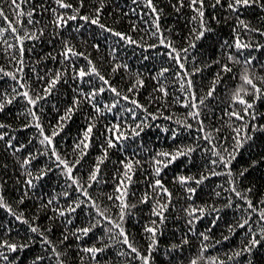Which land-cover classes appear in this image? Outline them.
<instances>
[{"label": "snow or ice", "instance_id": "snow-or-ice-1", "mask_svg": "<svg viewBox=\"0 0 264 264\" xmlns=\"http://www.w3.org/2000/svg\"><path fill=\"white\" fill-rule=\"evenodd\" d=\"M26 0H10L8 13L2 6L4 0H0V18L3 20V26H0V38L6 34L11 36L13 43L4 39L3 51L10 57L9 63L14 62V68L8 69L0 65V73L6 77L12 78L13 86L10 91L5 89L0 93V111H3L6 105L13 102L20 104L22 102L23 112L28 120L21 124L22 128L35 126L36 132L33 136L38 138L39 147L36 152H27L26 155L17 156L20 149L25 148L24 143L15 142L14 138L9 137V133L3 131L5 128H11L10 124L0 121V140L5 141V147L9 149L18 161V167L23 172V187L18 196L20 204L26 199L31 198L39 201L36 204V211L31 215H25L23 210L14 209L4 195L5 182L0 180V208L10 214L15 221L26 225L23 233L24 239H0V264H19V258L15 253L21 249H29L30 241L38 235L39 242L43 246V254L33 253V258L29 264H70L67 245L69 235L79 241L78 251L81 254L78 257L79 264H112L111 261H105L98 254L107 256L108 251L115 247L118 251L115 253L116 259L122 260L123 264H154L153 250L159 244L158 234L163 231L166 222V210L172 203L173 193L164 183L162 173L167 166L176 162L178 158H187V163L193 165L194 154L197 151L202 153V158L198 165L199 171L188 174L174 175L173 180L177 181L185 190L187 206L183 209L187 216L189 225L188 232L195 233L193 224L199 221L206 213H213L212 225L217 223L220 218L221 209L234 208L238 215L232 224L226 225L229 234L237 228H248L241 240L239 248L232 249L225 254V259L219 256H205L204 250L211 247L207 241L210 237L205 233H196L199 241V254L188 259L187 264H203L204 261L212 264H236V259L248 254L251 256L258 246H264V194L257 195L251 183L242 186L245 175L250 173L258 165H264V156L259 159H250L247 167H241L234 170V161L241 154L242 148L254 149L256 154L264 153V124L257 123L256 117L260 114L256 111L258 101L264 100V72L257 70L254 63L255 57L249 53L246 57L242 54L247 49H262L264 44L253 39L252 34L264 35V27H254L243 17L239 16V11L250 5H256L264 10V0H211L206 4V0H173L171 7L177 12L187 7L190 12L188 22L190 30L184 36L183 42L177 44L170 36L166 37L161 29L160 19L163 13V6L157 0H142V3L149 11L152 17L151 23L154 25L152 36L157 37V43L147 44L142 40L133 37L130 32L119 30L115 24L109 25L102 21V14L106 11L108 0H97L91 11H82L86 0H53L52 5L47 8L44 4L39 7L40 11L50 13L52 19L50 24L52 31L50 35L56 37L59 45L56 54L49 52L44 59L57 60L60 67L47 69L45 76H40L33 69V74L39 83L43 85L42 89L37 91L32 88L31 81L25 74V41L35 43L44 38L47 28L35 20L34 13L38 11L36 6L25 12L23 3ZM136 0H133L135 3ZM226 8L234 15L235 25L233 27L230 40H224L220 44L222 54L215 59L206 58L202 63H197L198 57L193 54L197 48L198 42L206 38V33L214 31L210 27V20L206 18V11L209 7ZM143 13L144 8L138 7L129 9V12ZM120 15H123L121 11ZM14 16L15 18H11ZM114 20L118 21L119 16ZM211 20L219 22L214 14ZM69 21L77 22L76 27L83 29L84 25L78 21H84L87 24L97 26L98 30L114 37V43L117 47H111L110 61L108 62V71L112 74L118 73L121 69L127 75V87L121 89L113 82L112 75L102 70L98 63L93 60L87 52L86 47L81 50L70 34L66 31V25ZM143 22V21H142ZM25 23L28 27H25ZM134 31H139L137 24L130 25ZM242 33H247L245 38ZM87 45L86 40L81 41ZM120 44L137 45L142 44L145 48H156L157 45H166L164 55L171 62L172 67H159L153 74L141 72L130 67L128 63L118 57V47ZM93 49L99 51L101 45L99 42L91 45ZM203 56V53H201ZM103 59V58H101ZM192 63L189 64L188 61ZM83 61V62H81ZM216 66V71L212 78L205 85L206 91L200 93L199 86L203 80H194L195 76L203 77L207 69ZM239 66L237 73L239 81H234V87L229 91L228 85L224 86V91L228 94L227 103L229 105L226 115L228 117L227 127L230 129L228 134L221 138L218 134L221 129L205 124L207 115V105L211 99H216L218 85L233 73L234 67ZM171 72L173 79L171 83L177 84L181 96L172 95L171 103L183 105L186 109V115L177 118L175 115H168V120H175L177 127L171 130V136L177 137L184 129H196V135L192 137L191 143H182L181 145L167 150L161 148L153 150L154 155L150 156V168L154 175L145 179L147 188L138 198L139 203H149L150 216L154 217L144 227L145 234L144 248L134 241L125 227V220L128 213L136 207L135 204H129L127 200L129 186L134 183L133 177L138 169H143L142 161L134 153L129 156L126 153L124 158L117 161L120 168L113 173V190L111 193L97 190L96 195L90 193V188L99 185L105 187L102 183L103 173L101 165L109 159L111 149H119L124 153L123 145L129 142L130 138H139L141 133L149 124V117L154 121L158 115H164L163 109L169 105L170 87L169 82L164 81L165 73ZM147 79L153 80L155 86L149 92L147 103L156 102L160 105L155 112H148L145 103H141L138 98L140 89L147 86ZM70 82L72 85V95L70 103L57 109L55 117L56 123L48 121V130H45V124L41 122L39 115V105L44 103L45 98L49 97L54 88L61 82ZM111 93L112 96L107 99L102 98V94ZM129 102L130 106L122 107L121 111L134 119L129 123L127 119L117 120L113 117L112 122L99 125V117L102 112L111 113L119 108L122 102ZM85 106L91 111H85ZM137 109H141L146 115L137 116ZM83 112L86 116L84 126L78 131L76 138L70 146L65 147L62 153L56 146L54 138L57 137L65 128L66 124L72 120L73 114ZM106 118V117H105ZM235 118V119H234ZM264 119V115H261ZM259 130V133L257 132ZM168 132L167 127L164 128ZM94 133H102L101 141H98L100 154L93 157V162L86 164L87 156ZM143 143V142H142ZM206 153V155H205ZM44 154L47 156L48 163L40 167L33 168V162L38 156ZM55 169L58 173L57 179L61 176L64 179V187L56 193L54 189L50 190L52 194L40 197L35 196L33 189L36 188V182L48 178V174ZM222 178L220 184H227L228 199L223 205L197 203L195 196L198 189L202 190V185L209 178ZM19 179V177H17ZM220 187V185H217ZM71 190V192L69 191ZM223 191V189H221ZM221 191H216L214 195L219 197ZM133 195H135L133 193ZM106 199L115 209V215L108 207L101 206V200ZM235 198H239V203H235ZM61 199L65 200L63 205L59 204ZM190 201V202H189ZM83 214L81 226H77L74 231L64 228L56 242L48 234L55 226L56 217H61V226L65 223L72 224L73 220L68 219L71 215L75 217L77 210ZM51 210L53 216L49 217V225L41 227L37 221L38 213ZM255 217V223L253 218ZM13 227L0 224V232L11 234ZM99 233V234H97ZM19 235V233H18ZM86 237L87 240L82 239ZM94 237V242H93ZM228 236H222V240L227 241ZM34 242V241H33ZM219 244V241H216ZM188 244L187 234L180 238L179 244H171L169 247L178 249L181 245ZM168 254L167 252L165 253ZM182 254V253H181ZM247 264H253L249 259Z\"/></svg>", "mask_w": 264, "mask_h": 264}, {"label": "trees", "instance_id": "trees-1", "mask_svg": "<svg viewBox=\"0 0 264 264\" xmlns=\"http://www.w3.org/2000/svg\"><path fill=\"white\" fill-rule=\"evenodd\" d=\"M70 2H75V0H70ZM97 0H86L85 7L82 11H91L95 6ZM157 2L163 6V13L161 15L160 24L161 29L166 37L170 36L177 44L183 42L184 36L187 35L190 30L188 17L190 12L185 7L179 12L176 11L171 4L173 0H157ZM188 0H185L187 4ZM10 0H4L2 5L5 8V13H8V5ZM211 0H206V4H210ZM44 4L47 8L48 5L53 4V0H26L23 3V8L25 12L31 9L32 6H36L38 11L34 13L35 20L45 25L47 30L44 33V38L35 43L25 41V74L31 81L32 88L39 91L42 89L43 85L39 83L36 76L33 74V69L39 73L40 76H45L47 69L60 67L57 60L54 59H44L47 53L52 52L56 54V49L59 45V41L56 37L50 35L52 31V26L50 20L51 15L47 11H40L39 7ZM143 7L144 12L139 13L136 11L129 12V9ZM121 11L123 15H120ZM150 10L143 5L142 0H108V6L106 11L102 14V21L109 25L115 24V26L121 30L130 32L134 38L142 40L143 43L155 44L157 43V37L152 36L151 32L154 31V25L151 23L152 17L148 14ZM215 15L219 18V22L211 20V16ZM239 16L243 17L254 27H264V10H261L256 5H250L242 8ZM119 16V20H114L115 17ZM11 18H15L12 16ZM206 18L210 20V27L214 29L211 33H206V38L198 42V46L193 50L199 59L197 63H202L206 58L211 57L215 59L217 56L222 54L220 44L224 40H230L232 37L233 27H239L235 25L234 15L223 7H217L212 9L209 7L206 11ZM143 21V22H142ZM80 24L84 25L83 29H78L76 27L77 22L69 21V25H66V31L70 34L69 38L73 39L77 46L83 50L85 47L87 52L92 56L93 60L98 63V66L104 70L107 74L112 75L113 82L116 83L122 90L127 87V75L124 70L121 69L118 73L112 74L108 71V62L110 61V51L111 47H117L114 43V37L103 32V30H98L97 26L87 24L84 21H78ZM3 20L0 18V26H3ZM132 23L137 24L139 31H134L131 29L130 25ZM25 27L28 25L25 23ZM242 35L247 38V33H242ZM253 39L264 44V35L252 34ZM4 39H7L9 43H13L11 36L6 34L3 38H0V65L5 66L8 69L14 68V62L9 63L10 57L3 51ZM82 40L87 41V45L82 44ZM99 42L101 48L96 51L91 47L93 43ZM166 45H157L156 48H145L142 44L137 45H127L120 44L118 47V57L124 60L130 65L131 68L140 70L141 72L148 73L151 71L153 74L159 67H172L171 62L164 55ZM203 53V56H201ZM249 53L255 57L254 63L257 65V70L264 72V48L262 49H247L242 55L246 57ZM103 58V59H101ZM83 62V61H81ZM189 64L192 63L191 60L188 61ZM233 73L229 74L226 79L223 80L222 84L218 85L216 91V99H211L207 105V115L205 116V124L212 127H218L221 132L218 134L221 138L225 134L230 132L227 127L228 117L226 112L228 111L229 105L227 103L228 94L224 91V86L228 85L229 91L234 87V81L238 82V71L239 66H233ZM216 71V66H212L205 72L203 77L195 76L194 80H203V84L199 86L200 93L202 94L205 89V85L208 84L212 75ZM173 79L171 72L165 73L163 80L169 82L170 95H169V105L164 108V115H158L153 121L149 117V124L145 127L144 132L141 133L140 137L130 138L129 142L123 145L124 153H121L119 149H111L109 152V159L105 160L102 165L103 180L102 183L106 184L105 187H100L99 185L90 188V193L96 195L97 190L101 192L111 193L113 190L114 180L112 179L113 173L116 169L120 168L117 161L124 158V154L131 156L134 153L143 163V169H138L133 177L134 183L129 186L127 200L129 204H135L136 207L133 208L127 215L125 220V227L128 229L130 236L133 237L134 241L141 247L144 248V241L146 239L143 232V227L154 217L150 216L149 203H139L138 198L141 196L143 191L147 188L145 184V179L154 173L151 172L150 168V156L154 155L153 150H159L161 148L171 150L182 143H191L192 137L196 135L195 127L193 129H184L181 127V132L178 133L177 137L171 136V130L177 127L175 120H168V115H175L177 118L186 115V109L183 105L171 103L172 95L180 97L182 94L177 84L171 83ZM147 86L142 88L138 92V98L141 103H145L148 112H155L160 105L156 102L147 103L149 100V92L155 86L153 80L147 79ZM13 86L12 78L6 77L3 73H0V93L5 89L9 90ZM72 85L70 82L64 81L58 84L49 97L45 98L44 103L39 105L38 112L41 116V122L45 124V130H48V121L51 120L52 124L56 123L57 109H63L68 103H70V96L72 95ZM111 93L102 94L103 99L111 97ZM2 98V96H0ZM130 106L129 102H122V105L114 109L111 113L102 112L99 117V125L103 126L112 122L113 117L117 120L127 119L130 123L132 117L127 116L121 111L122 107ZM256 111L258 114L256 117V122L264 124V119H261V115H264V100L258 101L256 104ZM85 111H91L85 106ZM146 115L143 110L137 109V116L142 117ZM106 117V118H105ZM235 119V118H234ZM86 116L83 112H77L73 114L72 120H70L64 130L54 138L57 148L63 153L65 147L70 146L72 141L76 138L78 131L84 126ZM0 121H4L10 124L11 128H5L3 131L9 133L10 138H14L15 142H20L25 144L24 149H20L17 152V156L26 155L27 152H36L39 147L38 138L33 136L36 132L34 125L28 128H22L21 124L27 123L28 120L23 112L22 102L20 104L13 102L10 105H6L3 111H0ZM169 129L168 132L164 131V128ZM259 133V130H257ZM102 133H94V140L92 146L89 149L87 156L85 157L86 164L93 162V157L100 154V148L98 146V141L102 139ZM143 142V143H142ZM206 155V153H205ZM260 156H264V153L256 154L254 149H249L247 147L241 149V154L237 156L236 161H234V170H239L242 166L247 167L250 159H259ZM202 158V153L197 151L194 154L193 165L187 163V158L180 157L176 162L168 165L166 170L162 173V178L164 183L169 187L173 193L172 203L169 209L166 210V222L163 226V231L158 234L157 238L159 244L153 250V260L154 264H187L188 259L192 256L199 254V241L196 233H205L210 239L207 241L211 245L210 248L204 250L205 256H219L221 259H225V254L230 252L232 249L239 248L241 246V240L245 233L248 232V228H237L234 232L229 234L226 225L232 224L236 219L238 212L234 208L221 209L220 218L217 219V223L212 225L211 221L215 218L213 213H206L199 221L193 224L195 228V233L188 232L187 216L183 209L187 206L185 198L184 188L177 182L173 180L174 175L188 174L189 172L195 173L199 171V163ZM48 163L47 156L41 154L33 162V168L40 167L43 164ZM58 173L55 169L48 174L47 179L36 182V188L33 189L35 196L40 197L41 195L47 196L52 194L50 190L54 189L56 193H59L64 187V179L61 176L57 179ZM19 177V179H17ZM23 172L18 167V161L12 152L5 147V141L0 140V180L5 182L4 195L6 200L11 203L14 209L23 210L25 215H31L36 211V204L39 201H34L31 198L26 199L23 204H20L18 196L21 192L23 184ZM222 178H209L201 187L202 190L198 189L195 196L197 203H208L212 205L225 204L228 199V187L227 184H220ZM251 183L254 187V191L257 195L264 194V165H258L254 169H250V173L245 175L243 179L242 186H247ZM220 185V187H217ZM223 189V191H221ZM71 192V190H69ZM216 191H221V195L216 197L214 193ZM133 193L135 195H133ZM101 200L102 207H108L115 215V209L112 208L110 202L106 199L99 198ZM190 202V201H189ZM239 198H235V203H239ZM65 203L64 199L59 201L60 205ZM39 219L37 223L41 227H47L50 223L49 217L53 216L51 210L41 211L38 213ZM68 219L73 220L72 224L65 223L61 226V221L63 218L56 217L55 226L52 228L51 232L48 234L53 242H56L60 237L61 231L64 228H68L74 231L77 226H81L83 220V214L77 210L75 217L69 215ZM253 223H255V217L253 218ZM0 224L8 225L13 227L14 231L11 234H6L0 232V239L8 238L11 239H24L23 233L26 230V225L21 222L15 221L10 214H6L3 208H0ZM19 233V235H18ZM99 234V233H97ZM187 234L188 244L181 245L178 249H172L169 246L171 244H179L180 238ZM222 236H228L227 241L222 240ZM82 239L87 240L86 237ZM34 241V242H33ZM33 241H30L29 249H21L15 253V256L19 258V264H29L33 258V253L43 254V246L39 242L38 235L33 237ZM219 241V244L216 243ZM94 242V237H93ZM67 245V251L69 256L70 264H79L78 257L81 254L78 251H74L78 248L80 244L79 241H75L71 235H69V240L65 242ZM118 250L113 247L108 251L107 256L104 254H98L105 261H111L112 264H123L122 260H117L115 253ZM168 253L167 255L165 253ZM182 253V254H181ZM249 259L253 260V264H264V246H258L254 249L251 256L248 254H243L242 257L236 259V264H247ZM45 264H48L46 261ZM203 264H212V262L204 261ZM227 264V261H226Z\"/></svg>", "mask_w": 264, "mask_h": 264}]
</instances>
